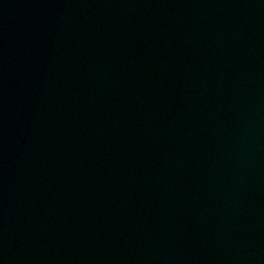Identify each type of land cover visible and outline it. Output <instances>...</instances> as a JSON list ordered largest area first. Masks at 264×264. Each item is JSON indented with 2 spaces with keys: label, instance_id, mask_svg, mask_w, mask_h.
Segmentation results:
<instances>
[{
  "label": "water",
  "instance_id": "water-1",
  "mask_svg": "<svg viewBox=\"0 0 264 264\" xmlns=\"http://www.w3.org/2000/svg\"><path fill=\"white\" fill-rule=\"evenodd\" d=\"M0 264H264V0H0Z\"/></svg>",
  "mask_w": 264,
  "mask_h": 264
}]
</instances>
